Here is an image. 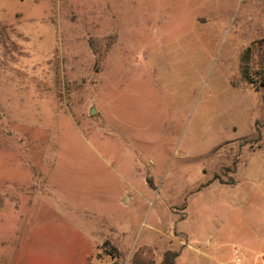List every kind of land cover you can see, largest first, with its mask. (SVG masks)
Instances as JSON below:
<instances>
[{
  "label": "rangeland",
  "instance_id": "1",
  "mask_svg": "<svg viewBox=\"0 0 264 264\" xmlns=\"http://www.w3.org/2000/svg\"><path fill=\"white\" fill-rule=\"evenodd\" d=\"M252 44L264 0H0V264L263 253Z\"/></svg>",
  "mask_w": 264,
  "mask_h": 264
},
{
  "label": "trees",
  "instance_id": "2",
  "mask_svg": "<svg viewBox=\"0 0 264 264\" xmlns=\"http://www.w3.org/2000/svg\"><path fill=\"white\" fill-rule=\"evenodd\" d=\"M91 45L97 57L95 69L97 73H99L105 65L106 54H99L94 42H92ZM257 50L264 51V46L260 44L258 46L257 44H252L242 51L238 70L239 78L233 82V86L239 89H248L252 87L258 92H262L264 94V68H260V70H258L254 67V56ZM178 257V253L167 251L164 254L163 262L161 264H175ZM150 264L156 263L151 262Z\"/></svg>",
  "mask_w": 264,
  "mask_h": 264
},
{
  "label": "built area",
  "instance_id": "3",
  "mask_svg": "<svg viewBox=\"0 0 264 264\" xmlns=\"http://www.w3.org/2000/svg\"><path fill=\"white\" fill-rule=\"evenodd\" d=\"M236 264H264V252L253 258H248L240 251H235Z\"/></svg>",
  "mask_w": 264,
  "mask_h": 264
},
{
  "label": "crops",
  "instance_id": "4",
  "mask_svg": "<svg viewBox=\"0 0 264 264\" xmlns=\"http://www.w3.org/2000/svg\"><path fill=\"white\" fill-rule=\"evenodd\" d=\"M216 184L218 185L217 187L223 186L221 183L220 184L216 183Z\"/></svg>",
  "mask_w": 264,
  "mask_h": 264
},
{
  "label": "water",
  "instance_id": "5",
  "mask_svg": "<svg viewBox=\"0 0 264 264\" xmlns=\"http://www.w3.org/2000/svg\"><path fill=\"white\" fill-rule=\"evenodd\" d=\"M95 110H93L92 114H94Z\"/></svg>",
  "mask_w": 264,
  "mask_h": 264
}]
</instances>
